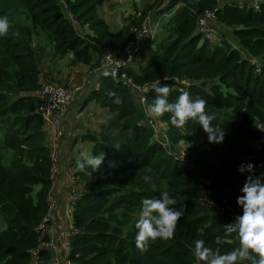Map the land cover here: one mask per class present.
I'll return each mask as SVG.
<instances>
[{
  "label": "trees",
  "instance_id": "1",
  "mask_svg": "<svg viewBox=\"0 0 264 264\" xmlns=\"http://www.w3.org/2000/svg\"><path fill=\"white\" fill-rule=\"evenodd\" d=\"M144 1L142 7L132 5L113 33L102 12L111 0H0V17L10 23L8 35L0 37V264H51L55 255L40 248L51 241L41 226L50 227L45 219L54 151L37 92L44 81L60 83L47 74L44 80L42 68L66 61L99 70L105 54L121 57L147 21L162 18L160 38H149L115 77L98 71V88L84 101V107L93 101L109 115L99 132L79 137L90 145L89 154H106L108 178L100 179L91 168L86 169L90 175L79 171V156L71 159L78 190L70 226L77 233L59 247L61 264H200L193 255L197 239L221 253L239 246L235 233L225 234V224L243 211L237 197L248 174H241L239 166L256 165L255 174L264 182V2L253 10L233 0ZM205 12L215 14L219 39L213 48L214 42L195 32ZM227 34L235 39L234 47ZM184 79L191 83L185 92L207 101L214 126L224 131L223 143H209L195 121L177 128L170 114L154 118L148 111L156 97L153 84L170 87L169 101L175 102ZM135 87L146 90L143 106ZM148 118L161 127L168 146L155 141ZM179 144L183 159L176 151ZM163 191L186 206L184 216L173 239H158L141 251L135 224L142 201Z\"/></svg>",
  "mask_w": 264,
  "mask_h": 264
},
{
  "label": "clouds",
  "instance_id": "2",
  "mask_svg": "<svg viewBox=\"0 0 264 264\" xmlns=\"http://www.w3.org/2000/svg\"><path fill=\"white\" fill-rule=\"evenodd\" d=\"M9 29L8 18L0 17V37H6ZM98 71H101L105 78L114 74L108 67ZM152 89L156 97L149 105L148 111L154 118L170 114L171 124L177 128H184L189 121H195L207 134L209 143H223L224 131L214 126L213 121L216 117L207 111L206 100L199 96L193 98L188 92H183L175 102H170V87L160 86L157 82L152 85ZM105 159L106 154L103 151L96 155L81 153L76 159V165L81 172L91 168L92 172L99 174L100 179H105L108 178L103 167ZM255 168L256 165L252 163H242L239 166L238 171L241 174L251 173L240 189L241 195L237 197V204L243 211L241 215H236L232 222L225 224V234L235 233L239 239V246L221 253L219 247L213 250L205 246L204 240L197 239L194 241L193 255L200 264H242L244 261L264 264V182L256 176ZM178 204L181 206L176 208ZM185 210L186 206L170 196L168 191L161 192L159 197L144 199L135 224L138 230L135 236L136 247L145 251L150 242L173 239ZM215 243L220 245L222 238L217 236Z\"/></svg>",
  "mask_w": 264,
  "mask_h": 264
},
{
  "label": "crops",
  "instance_id": "3",
  "mask_svg": "<svg viewBox=\"0 0 264 264\" xmlns=\"http://www.w3.org/2000/svg\"><path fill=\"white\" fill-rule=\"evenodd\" d=\"M113 3L104 6L105 12L103 17L111 32L116 33L122 27L118 26L119 20H115V24L117 25L115 28H112L107 21L109 18L107 11H109ZM154 28L155 26L152 28V31H154ZM55 66L56 64L53 66L46 64L42 68V71L46 72L52 82L63 83V85L78 87L79 89L77 92L73 91V100L68 107L67 113L59 120L58 124L51 126L45 123L44 125L49 145L56 155L52 171L53 183L51 187V195L54 197V208L51 212L58 209L65 214L69 212L68 208L71 206V200L76 197L74 191L76 193L78 190L77 188V190H74L73 187L70 161L75 156H80L81 153L90 152V145L81 142L79 137L87 129H92L93 132H99L108 121L109 115L93 101L84 107V101L88 98L89 93L98 88V70H92L87 66L81 65H67L64 69L65 71H57ZM44 80H46V77ZM89 107L92 112H90L91 116H93L92 118H89V113L86 111ZM70 229V220L66 216L57 223L52 221L49 227L51 242L57 240V245L61 244L64 235ZM59 247H62V245Z\"/></svg>",
  "mask_w": 264,
  "mask_h": 264
},
{
  "label": "built area",
  "instance_id": "4",
  "mask_svg": "<svg viewBox=\"0 0 264 264\" xmlns=\"http://www.w3.org/2000/svg\"><path fill=\"white\" fill-rule=\"evenodd\" d=\"M219 4L220 2H227L230 0H218ZM234 2H242L249 4V7H251L254 10L258 9V6L260 3L264 2V0H233ZM220 6V5H219ZM150 21H147L146 25L136 34H134L133 37H131L123 51V54L119 58H113L109 54H105L104 58L102 59L99 70H102L103 67H108L114 74L112 75L115 77L120 69L126 68L133 62V58L135 54L139 51H141L143 48H145L148 45L149 38H152L151 30L149 29ZM216 28V21H215V14L214 12H205L197 22L196 27V34L200 35L203 40H207L210 42H215L217 39V34L215 31ZM255 64L256 61H254ZM256 72H258V69H256ZM164 81L168 82H178L177 79L169 78L164 79ZM179 84L181 85L180 91L183 93L185 92V89L190 86V82L188 80H181L179 81ZM79 89L78 87H70L66 85H59L54 84L48 81H44L41 84V87L39 91L37 92V97L40 100L39 105V113L42 116V119L45 123L50 124L51 126H55L58 124L59 120L65 116L67 113L68 107L71 104V101L73 100V91L77 92ZM135 90L137 92V100L141 106L144 104V98L143 93L146 92L144 88L135 87ZM149 125L154 129L155 133V141H160L163 144V146H168L167 142L164 139V134L162 130L160 131V135H157L156 126L153 121V119L148 118ZM185 156V153L182 151L178 152V157L180 159H183ZM52 159L55 164L56 155L55 153L52 154ZM250 175L251 173H247ZM203 201L207 202L206 199ZM49 206L50 211L47 215V218L45 219V222L51 223L54 221V217L51 215V208L53 206V200L52 195L50 193V199H49ZM66 217L68 220H70L71 214L68 212L66 213ZM71 225V223H70ZM70 230L64 235V239L61 241V244L57 245V240L49 243H42L40 244V248H50L52 251L55 252L54 257L52 258L51 264H61L64 261L63 255H59V246L63 245L66 247L68 245V240L72 238L77 231L70 226ZM41 229L43 233L49 234V227L42 225ZM33 257L36 258V252L32 253Z\"/></svg>",
  "mask_w": 264,
  "mask_h": 264
},
{
  "label": "rangeland",
  "instance_id": "5",
  "mask_svg": "<svg viewBox=\"0 0 264 264\" xmlns=\"http://www.w3.org/2000/svg\"><path fill=\"white\" fill-rule=\"evenodd\" d=\"M162 1L164 3H166L168 0H162ZM144 2H146V1H144V0H130V2L128 0H114V1H112L111 3H113V5H111L110 8H109V11H107V16H109L107 21H108L109 25L112 28H115L117 26L115 24V20H119L118 21V26H122L124 24V19L127 18L132 13V5L136 4L138 7H142L144 5ZM102 12H103V15H104L105 8H103ZM165 20H166V18H162V20L159 19V21H156L155 19H151L150 20L149 29L151 30L152 38H156L158 36L160 38L161 33H162L161 22L162 21L164 22ZM157 25H158V27H157ZM154 26H155L154 31H152V28ZM215 31H216V34H217V39L215 40L214 43H211V48H213L215 46V44L217 43V41L219 39L218 29H215ZM222 35H225V33L221 34L220 38H221ZM228 36L229 35L227 34V37H226L227 40L234 47V45H236L235 39L233 37L231 38L230 36L229 37ZM156 42L157 41H153L154 44ZM66 66H67L66 61H58L56 63L55 69L57 71H62V70L65 71L64 69H65ZM64 73H66V72H64ZM45 75H46V72L42 71L41 77L45 78ZM86 111L89 113L88 114L89 118H92L93 116H91V114H90V112H91L90 107ZM155 126H156L157 135L159 136L160 135V131H161V127L159 128L157 124H155ZM86 131H92V129H87V130L84 131V133ZM176 148H177L176 151H178V152L182 151V152L185 153V149H184V147L181 144H179ZM176 156H177V154H176ZM75 189L76 188H74V190ZM52 200H53V206H52L51 210H53V208H54V197H53V195H52ZM72 202L73 201L71 200L70 205L72 204ZM68 210H69V213L71 214V212H72L71 206H69ZM51 215L52 216L54 215L53 216L54 217V222L57 223L60 219H63L66 216V213L64 214L63 212L59 211L58 209H55V211L51 212Z\"/></svg>",
  "mask_w": 264,
  "mask_h": 264
}]
</instances>
